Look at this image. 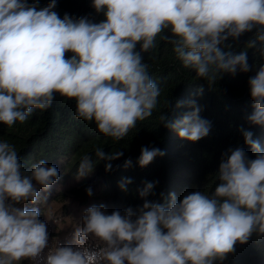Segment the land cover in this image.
<instances>
[{
  "label": "clouds",
  "instance_id": "1",
  "mask_svg": "<svg viewBox=\"0 0 264 264\" xmlns=\"http://www.w3.org/2000/svg\"><path fill=\"white\" fill-rule=\"evenodd\" d=\"M56 6L57 0L43 8L28 0H0V124L24 123L34 109L51 107L59 94L75 101L77 119L94 122L99 133L120 141L157 107L161 91L142 53L169 29L171 36L163 39L173 45L176 58L209 86L225 73L255 70L248 81L253 112L247 121L264 126V63L254 68L246 50H226L230 38L255 32L246 47L259 45L264 58V0H92L104 15L99 23L67 14L61 18ZM182 106L178 101L176 107ZM188 106L192 110L175 120L165 113L159 119L178 138L197 142L211 124L194 100ZM240 131L255 158L249 159L243 148H229L211 195L193 191L178 200L175 193H161L150 201L156 182H148L139 191L142 206L108 214L103 204L92 205L73 231L72 244L51 247L47 225L39 219L41 208L26 205L41 201V191L60 180L59 170L41 159L25 172L16 147L0 140V264L35 261L46 248L44 264L223 262L237 243L246 244L253 234L264 236V149L251 130ZM164 154L145 146L137 163L144 168ZM95 156L108 172L123 152L98 148ZM131 165L126 160L124 168ZM93 170L91 156H83L76 179ZM131 183L125 178L118 187L126 192ZM86 194L92 196L91 187Z\"/></svg>",
  "mask_w": 264,
  "mask_h": 264
},
{
  "label": "trees",
  "instance_id": "2",
  "mask_svg": "<svg viewBox=\"0 0 264 264\" xmlns=\"http://www.w3.org/2000/svg\"><path fill=\"white\" fill-rule=\"evenodd\" d=\"M50 0H28L38 8L48 5ZM63 18L65 14L71 18L86 17L89 21L99 23L104 20L103 13H97L92 0H57L53 9ZM171 36L165 29L156 37L155 47L142 53L143 62L148 65L151 78L160 88L159 102L151 117L138 121L135 128L120 141H114L97 131L94 122H85L75 117V101L55 94L56 98L47 110L34 109L24 123L17 122L12 127L0 124V140H7L16 147L18 157L24 165V171H30L33 164L41 159L55 165L60 173V180L48 192L41 191L40 207L44 217L48 200L61 203L68 193L81 203L89 204L86 189L105 188L100 191L103 204L111 214L115 210L121 213L131 207L136 209L144 203L139 196L146 183L156 182L153 194L147 197L150 201L160 199L161 193H175L178 200L193 191H203L211 195L218 181L217 171L222 155L229 149L243 148L249 159H254L252 149L244 144L240 129L253 132V139L259 141L264 149V126L250 125L247 117L253 112V102L248 81L255 75V70L247 73L237 71L235 76L225 73L215 85L209 86L202 79H196V73L183 67L173 52V45L163 37ZM255 32L245 33L238 39H229L233 52L247 51L248 63L258 68L264 63L257 48H247ZM136 51H140L137 45ZM71 53H66L70 57ZM203 89L202 93L198 90ZM170 100L167 107L166 101ZM194 100L202 108L203 119L210 122L209 134L197 142H188L178 138L177 134L161 123L159 117L165 113L169 120H175L192 109L188 102ZM184 106L177 108V102ZM159 148L165 154L157 156L148 166L141 168L137 161L142 147ZM106 153L122 151L123 156L112 162V170L105 171V162L98 161L96 149ZM90 155L94 170L90 181L86 178L77 180V170L83 156ZM132 165L124 168L126 160ZM131 179L127 191L118 187L122 179ZM64 188V189H62ZM47 197V201L43 198ZM62 209H66L63 205ZM41 220V219H40ZM66 245H71L66 242ZM216 264H264V236L253 234L246 244L237 243L234 251L227 255L223 262Z\"/></svg>",
  "mask_w": 264,
  "mask_h": 264
},
{
  "label": "rangeland",
  "instance_id": "3",
  "mask_svg": "<svg viewBox=\"0 0 264 264\" xmlns=\"http://www.w3.org/2000/svg\"><path fill=\"white\" fill-rule=\"evenodd\" d=\"M90 178L91 176L86 179L90 181ZM104 188V185H100L98 189L92 190L93 194L91 199H89V204H83L80 201L73 199L71 193H68L62 203L56 200H48L47 203L42 206L46 208L47 212L44 213V217L40 219L47 225L49 247H51V245L55 246L57 243L61 246L66 245V242L72 244V233L77 227L82 226L81 220L84 211L92 205H97L98 201L103 199L100 191ZM63 205L66 206V209L64 210L62 209ZM105 211L108 213L107 208H105ZM47 251L48 248H46L44 253L35 261L23 260L20 261L19 264H44V256Z\"/></svg>",
  "mask_w": 264,
  "mask_h": 264
}]
</instances>
